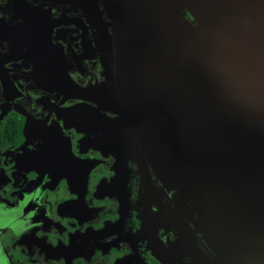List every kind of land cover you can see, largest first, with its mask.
<instances>
[{"label": "flooded vegetation", "instance_id": "1", "mask_svg": "<svg viewBox=\"0 0 264 264\" xmlns=\"http://www.w3.org/2000/svg\"><path fill=\"white\" fill-rule=\"evenodd\" d=\"M108 22L101 0H0V264H211L116 116L67 87L104 80Z\"/></svg>", "mask_w": 264, "mask_h": 264}, {"label": "water", "instance_id": "2", "mask_svg": "<svg viewBox=\"0 0 264 264\" xmlns=\"http://www.w3.org/2000/svg\"><path fill=\"white\" fill-rule=\"evenodd\" d=\"M101 3L110 66L67 87L116 116L208 263L264 264V0Z\"/></svg>", "mask_w": 264, "mask_h": 264}, {"label": "rangeland", "instance_id": "3", "mask_svg": "<svg viewBox=\"0 0 264 264\" xmlns=\"http://www.w3.org/2000/svg\"><path fill=\"white\" fill-rule=\"evenodd\" d=\"M103 42L105 44V47L103 49V59H104L105 64H107V68H108L110 66L109 63H110V59H111L110 45H109L108 38L105 39V41H103ZM116 126H118V127H116ZM116 126L110 125V126H108V128H110L112 130H115L118 133H121V134H118L117 135L118 136V139L119 138H122L125 142H128L129 144H133V146H134V148L136 150L135 144L132 141V139H131L128 131H126V129H124L120 125H116ZM118 139H116V140H118ZM130 148L133 149L132 145H130ZM170 211L174 213V211H172V210H170ZM171 224L172 225H175L179 229V231L182 234V237L184 238V241H185L186 240V238H185V232L182 230V227L180 226L179 221L176 218H172ZM188 241H189V239H188ZM202 264H205V263L202 262Z\"/></svg>", "mask_w": 264, "mask_h": 264}, {"label": "bare ground", "instance_id": "4", "mask_svg": "<svg viewBox=\"0 0 264 264\" xmlns=\"http://www.w3.org/2000/svg\"><path fill=\"white\" fill-rule=\"evenodd\" d=\"M105 1H108V0H105ZM108 19V18H107ZM108 27H109V31H110V33H111V29H112V26H111V22H110V20L108 19ZM112 34V33H111ZM110 34V35H111ZM100 84V83H99ZM98 84V85H99ZM94 86H97V85H94ZM74 93H76V94H79L80 96L79 97H85V98H87L86 97V95L84 94V93H81V92H79V91H74ZM148 174H150V177H152L153 179H154V181L156 182V183H159L156 179H155V177L150 173V172H148ZM160 184V183H159ZM161 185V184H160ZM162 186V185H161ZM157 190H158V192H159V190H165V189H163V186H162V188H157ZM161 191V192H162ZM161 194H164V192H162ZM165 195V194H164ZM164 198H165V200H166V198H167V200H168V202L167 201H165L164 203H165V205H166V207H168V209H170V210H172V211H174L175 212V210H176V207H175V205H173L172 203H171V201L169 200V198H168V196H164ZM70 203V202H69ZM171 203V204H170Z\"/></svg>", "mask_w": 264, "mask_h": 264}]
</instances>
